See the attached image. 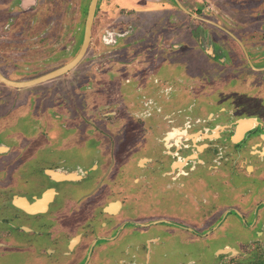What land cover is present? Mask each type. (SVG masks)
<instances>
[{"label":"flooded vegetation","instance_id":"obj_1","mask_svg":"<svg viewBox=\"0 0 264 264\" xmlns=\"http://www.w3.org/2000/svg\"><path fill=\"white\" fill-rule=\"evenodd\" d=\"M100 1L95 9L91 41ZM151 1L158 4L162 0ZM244 1L255 6L254 15L260 18L251 28L236 24L226 5L238 13L242 9H238L237 3ZM91 2L0 0V73L14 82L31 81L48 74L29 79L22 77L25 72L22 69L28 67V53L36 51L28 44L36 45L38 50L49 47L56 52L61 50V42L65 40V49L72 48L79 53ZM123 2L119 4L125 10ZM187 2L185 0V4ZM207 2L214 12L210 15L213 21L206 17L209 16ZM196 3L199 14L188 12V15L200 20L197 30H201L199 36H205L199 38L201 46L207 36L213 35L209 38L213 43L205 50L209 56L204 53L206 58L199 60L205 68L193 74L192 66L187 65L183 76L173 74L172 70L165 71L159 75L161 78L155 77L154 86L145 92V78L156 75L152 72L158 73L160 65L150 64L141 69L137 66L140 75L134 78L138 81L134 88L130 92L120 89L108 104L109 111L97 121L91 115L95 123L85 124L84 129L80 125L82 133L102 137L114 123L126 125L129 122L125 132L129 129L132 137L142 140L154 128L145 125L146 119L154 112H163V107L157 106L158 99L170 98L178 89L183 92L179 99L189 101L199 95L205 98L196 111L188 106L185 114L165 115V131L158 139L161 153L126 157L128 169L131 163L134 166L132 178L121 177L128 169L127 164L118 159H91L85 163L45 159L37 164L18 159L21 147L28 143L26 137L18 136L13 146L0 141V175L4 169L8 175L6 179L0 177L5 181L3 190L7 191L4 194L7 202L0 204V264H116L121 262L113 258L116 245H120V254L143 253L149 262L152 245L160 241L157 233L168 231L166 225L175 223L157 206H163L166 199L172 201L179 192L189 191L196 198L195 190L203 182L195 176L200 167L208 168L207 176L224 182L229 188L227 193L233 197L229 203L218 206L225 207L208 215L200 230L221 221L226 224L227 217L233 214L247 232H252L245 240L216 248L214 260L209 264H264V0H233L236 6L227 0ZM84 18L81 30L79 24ZM222 18H227L230 26ZM80 30L83 39L78 49ZM109 35L111 33L107 32V36H103L105 44L110 43ZM90 46L91 42L88 50ZM198 48L194 50L202 54L204 51ZM9 52L13 55L3 54ZM4 68L19 69L15 74L19 77H9ZM131 80L126 79V82ZM7 87L17 92L0 96V115L5 113L3 108L13 105L20 90L32 86ZM142 91L146 94L143 98ZM247 93L257 99L248 100L255 105L256 112L245 116H236L235 100L233 109L219 102L220 98L234 96H244L246 98H239L246 101ZM48 111L36 116L39 134L44 137L48 136L52 122V126L58 122L65 127L60 121L63 116L50 112L51 108ZM22 141L24 144L20 146ZM207 190L204 202L219 199V193L212 187L208 185ZM189 223V231H199L198 225ZM122 239L127 240L126 244H120ZM234 259L237 262H232ZM178 264H185V260ZM187 264L207 263L191 259Z\"/></svg>","mask_w":264,"mask_h":264},{"label":"rangeland","instance_id":"obj_2","mask_svg":"<svg viewBox=\"0 0 264 264\" xmlns=\"http://www.w3.org/2000/svg\"><path fill=\"white\" fill-rule=\"evenodd\" d=\"M122 1H100L91 46L74 69L56 79L20 90L21 94L17 95L18 98L14 100L13 105H8L6 109L3 108L5 113L0 115V141L7 142L12 146L16 144L13 141L18 142V136L26 137V141H28L24 147H21L18 159L33 161L37 164L45 159H67L73 163H85L91 159H118L122 164H127L128 169L130 165L126 157L129 155L139 157L144 154L161 153L158 139L165 131L166 114H185L184 110L188 106L196 111L203 104L205 98L200 95L189 101L187 99L185 101V98L179 99L183 96L181 89L172 92L170 98L165 96L158 99L157 106H162L163 112H154L150 118L146 119L145 125L154 128L142 140L132 137L129 129L125 132L129 122L126 125H122V122L114 123L109 128V133L102 137L82 133L85 124L95 123L91 115L97 121L104 112L109 111L108 104L111 103V99H115L120 89L122 92H130L134 88L138 83V81H134V78L140 75L138 69L150 64L160 65L158 73L151 71L156 75H152L151 79L149 76L145 78L147 88L144 91L146 92L150 86H154L155 77L163 75L165 71L172 70L173 74L177 73L183 76L182 72L185 71L187 65V63H180L183 59L191 64L193 74L203 70L204 64L201 65L199 60L206 58L203 54L207 55L205 50L208 45L213 43L212 39L209 40L213 36L211 34L212 36H207L208 39L205 38L204 46H201L199 38L204 35L199 36L201 30H197L200 20L188 15V12L199 14L196 9L198 4L195 2L198 0H191L192 2L189 1L187 4H185V0H178L179 3L175 0H162L158 4H156L157 1L153 4L151 0L147 4L140 1L141 4L127 5L125 10L121 9L119 4ZM133 1L127 0V3ZM223 1L225 0H219V2ZM227 1L234 4L233 0ZM226 5L233 15L231 18L240 27L251 28L256 24V21L260 20L258 15H254L253 8L255 6L252 3L246 1L237 3V7H240L238 9H242L238 10V13L228 4ZM234 5L236 6V4ZM205 6L209 14L206 17L210 21V15L213 16L214 12L209 9L210 3H205ZM251 11L253 14L250 13ZM235 15L237 18H234ZM222 19L228 25L227 18ZM84 22L85 18L80 21L81 30H83ZM202 28L200 27V29ZM207 28L213 30L210 25H207ZM81 30L78 37V49L83 39ZM192 30L195 31L192 32ZM107 32L111 33V36H108L110 43L105 44L103 36H107ZM64 44L65 40L61 42V50L56 52L51 48L50 50L49 47L38 50L39 47L36 45L28 44L36 51L28 53L29 63L27 68L22 69L25 71L22 72V77L25 79L38 77L70 62L78 51H74L75 49L72 48L65 49ZM162 44L164 45L162 46ZM198 47L204 51L201 52L202 54L194 50L199 49ZM184 49L185 52H183ZM3 54L13 55L10 52ZM12 57L15 58V56ZM137 66H139L138 69ZM11 69L13 71L9 68L3 70L9 77H19V75H15L19 69ZM208 70L211 69L208 68ZM126 79L132 80L126 82ZM15 91L0 83V96L3 94L8 96L10 92ZM144 91L140 94L142 98L146 96ZM239 97L246 98L244 96L223 97L219 99V102L233 109V100H235L236 116H245L248 112L255 111V105L249 103L248 100L256 101L257 99L248 93L246 101ZM206 98L209 100L207 96ZM46 108L48 110L51 108L50 112L56 111L61 117L63 116L60 121L65 127H61L58 122L56 126H52V122L48 129V136L44 137L39 134L38 126L40 125L36 121V116L38 114L42 116L43 113L49 112ZM257 113L262 114V112ZM123 129L124 132L121 133ZM24 141L20 146L24 144ZM206 169L200 167L198 176L195 175L203 179V182L195 190L196 198L189 191L179 192L172 201L166 199L163 206H157L159 211L169 215V218L175 223L166 225L169 228L168 231L157 233L160 236V241L158 244L152 245L149 262L146 261L143 253H138L135 256L120 254V245H116L114 247L116 249L112 251L113 255L115 254L113 258H116L117 261L121 260L116 264H178L184 260L187 264L191 259L209 264L214 260L216 248L224 244H235L252 235V232H247L244 224L238 222V217L233 214L227 217L226 224L221 221L212 224L207 229L200 230L208 215L225 207H218L219 205L227 204L233 200V197L227 193L229 190L227 185L218 178L207 176ZM6 170L4 169V171ZM4 171L0 177L6 179L8 175ZM134 172V166L131 163V168L121 177L132 178ZM3 183L5 181L0 180V204L7 202L4 199V194L7 191L3 190L6 186ZM189 184H192L191 180ZM208 185L213 188L215 193H219V199L204 202L208 193ZM189 221L199 226L198 232L187 229ZM142 238L139 239L142 240ZM126 242V239L124 241L122 239L120 244H126ZM232 262H237V260L234 259Z\"/></svg>","mask_w":264,"mask_h":264},{"label":"water","instance_id":"obj_3","mask_svg":"<svg viewBox=\"0 0 264 264\" xmlns=\"http://www.w3.org/2000/svg\"><path fill=\"white\" fill-rule=\"evenodd\" d=\"M98 0H92L89 11H88V16L86 19V27H85V34H84V41L82 44V47L76 56L74 60H72L70 63L67 65L56 69L44 76H41L37 79L31 80V81H25V82H14L11 80H8L5 78L1 73H0V82L4 83L7 86L15 87V88H22V87H28V86H33L51 79H54L56 77H59L61 75H64L71 71L73 68H75L81 60L84 58V56L87 53L89 44L91 42V37H92V25H93V20H94V14H95V9L97 5Z\"/></svg>","mask_w":264,"mask_h":264},{"label":"crops","instance_id":"obj_4","mask_svg":"<svg viewBox=\"0 0 264 264\" xmlns=\"http://www.w3.org/2000/svg\"><path fill=\"white\" fill-rule=\"evenodd\" d=\"M140 1H141V0H134L133 2H131V3H132V4H131V3H129V2L127 3V0H124L123 4H124V6H125V8H126L127 5H133V4H134V5H137V4L140 3ZM153 1H155V0H153ZM175 1H177V3H179L178 0H175ZM187 1L192 2L191 0H187ZM198 1H199V0H198ZM198 1H195V2H198ZM142 3H143V1H142ZM140 4H141V3H140ZM139 11H140V10H139ZM177 47H179V46H177ZM183 61H184V59H183L180 63H181V64H185V63H187V65H191L190 63L186 62L187 60L184 61V62H183ZM187 65H186V66H187Z\"/></svg>","mask_w":264,"mask_h":264}]
</instances>
